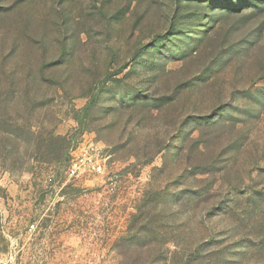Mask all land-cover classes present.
Instances as JSON below:
<instances>
[{"label":"rangeland","instance_id":"rangeland-1","mask_svg":"<svg viewBox=\"0 0 264 264\" xmlns=\"http://www.w3.org/2000/svg\"><path fill=\"white\" fill-rule=\"evenodd\" d=\"M0 264H264V0H0Z\"/></svg>","mask_w":264,"mask_h":264},{"label":"built area","instance_id":"built-area-1","mask_svg":"<svg viewBox=\"0 0 264 264\" xmlns=\"http://www.w3.org/2000/svg\"><path fill=\"white\" fill-rule=\"evenodd\" d=\"M108 156L100 147L91 143L83 148H78L70 159L69 175L74 178H88L103 174ZM35 224L30 229H35Z\"/></svg>","mask_w":264,"mask_h":264}]
</instances>
